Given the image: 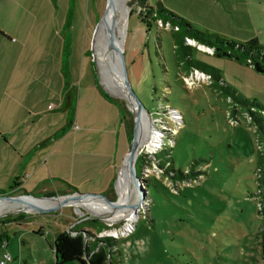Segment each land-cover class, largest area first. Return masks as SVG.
<instances>
[{"label":"rangeland","instance_id":"rangeland-1","mask_svg":"<svg viewBox=\"0 0 264 264\" xmlns=\"http://www.w3.org/2000/svg\"><path fill=\"white\" fill-rule=\"evenodd\" d=\"M140 1L128 0L126 22L119 16L112 18L115 28L126 26L123 43V35L109 30L116 45L122 43L128 80L148 110L142 112L151 128L150 137L140 146L133 164L141 193L120 172L122 164L116 165L120 172L119 186L110 194V200L122 203L136 197L142 201L136 212L138 216H131L134 230L126 237L115 239L119 250L115 257L120 264H264V178L258 172L260 165L264 166V160L259 159L260 154L264 155V132L258 131L255 123L256 118H261L264 126V76L241 62H221L220 68L247 95L242 97L252 102L248 107L240 105L225 94L210 74L184 67L175 49L174 32L180 30L179 26L150 15L144 23L145 10ZM192 1L147 0L146 3L151 7L161 6L185 19L201 33L241 42L256 36L264 44V0H215L202 8L191 5ZM30 5V15L26 17L25 13L21 19L28 21L32 36L39 32L53 43L57 33L65 40L64 59L74 49L83 59H90L99 88L121 103L128 151L133 139L135 110L125 99L108 92L90 45L106 0H32ZM184 38L194 58L201 57L212 65L215 59L212 46L193 37ZM105 53L106 62L111 61L113 53L112 64L106 65H114L118 55L109 51L107 44ZM70 79V87L75 83L72 89L76 103L73 127L68 133H82L90 122L99 120L109 125L119 124L118 134L122 136L118 116L112 111L98 118V102L82 100L87 85L78 76L75 82L74 77ZM49 113L57 117L52 120V134H55L66 124L67 116L58 109ZM136 122L135 132L142 128V123ZM3 146L1 142L0 167L5 164ZM163 152L171 158L169 173L158 165L160 159L153 157ZM5 175L0 172V189H6L9 183ZM19 194L22 195L21 190L7 196ZM61 195L64 194L59 191L54 196ZM93 202L62 206L50 213L16 210L15 204L2 202L0 234L4 231L5 240L0 246V259L5 254L8 258H3L4 264H48L44 261L45 253H50L47 242L51 245L54 241L58 222L64 224L68 219L69 229L83 228L93 238L122 226L127 220L100 201ZM90 220L98 223L92 225ZM10 221L20 224L12 228L6 225ZM40 224L44 225L42 234L37 231ZM20 246L23 250L30 248L32 255L22 254Z\"/></svg>","mask_w":264,"mask_h":264},{"label":"crops","instance_id":"crops-1","mask_svg":"<svg viewBox=\"0 0 264 264\" xmlns=\"http://www.w3.org/2000/svg\"><path fill=\"white\" fill-rule=\"evenodd\" d=\"M31 1L0 0V143L4 145L2 150L5 163L0 167V172L6 174L5 177L9 181L7 188L16 178L17 185L14 191L21 190L22 194L54 196L71 186L74 192L93 191L99 194L107 192L105 196L110 199L113 190L116 192L118 189L122 172L121 169L118 173L119 168L116 165L122 164V159L127 153L128 141L120 119V111L116 104L103 96L96 75L93 74V63L90 59L86 57L83 59L77 49H74L65 60L63 57L65 40L57 33L53 43L39 32L36 37L32 36V30L27 26L28 21L21 19L25 13L26 17L30 15ZM214 2L215 0H193L190 3L202 8L203 4ZM41 23L40 21L39 25L42 26ZM36 26L37 24L33 27ZM214 58L217 60L213 59V63L207 61L220 70L226 84L235 89L240 96H247L228 78L226 71L220 68L223 60H234ZM77 76L87 85L82 100L98 102L100 106L98 118L112 114L113 111L123 128L122 136L118 134L119 124L113 122L109 125L99 120H96V123L90 122V126H85L86 130L82 133L80 131L68 133L73 127L71 120L70 127L59 138L51 139L43 146L37 147L41 141L53 135L52 120L57 117L49 112L63 110L66 91L71 93L74 91L72 94L76 95L75 89H72L75 83L70 87V78L74 77L75 82ZM111 185H114V189L108 191ZM84 201L95 204L93 199ZM78 206L83 205L79 203ZM17 208L19 207L16 205L15 209ZM76 210L80 213L78 208ZM19 224L16 221L6 223L7 226H13L12 228ZM57 224L59 227L54 238L58 232L67 231L71 227L68 219L64 224L59 222ZM43 227L42 224L37 227L40 234L44 232ZM4 240L2 235L0 246ZM47 245L50 253H45L44 261L56 264L52 244L47 242ZM21 246V253L26 252L30 257L31 249L23 250ZM4 247H7V242ZM64 264L80 263L71 261Z\"/></svg>","mask_w":264,"mask_h":264},{"label":"trees","instance_id":"trees-1","mask_svg":"<svg viewBox=\"0 0 264 264\" xmlns=\"http://www.w3.org/2000/svg\"><path fill=\"white\" fill-rule=\"evenodd\" d=\"M147 0H141L140 2L143 5L145 13L142 14L144 18V23L147 22L146 19L150 15L151 17H158L165 20H169L172 24L179 26L180 30L174 32L175 39V49L178 50L179 61L183 63L184 67L197 68L210 74L213 80L220 84L223 88L222 90L234 101L238 102L240 105L248 107L252 102L246 100L240 94L233 89L231 86L227 85L226 82L221 77V72L218 68L207 64L202 61L201 57L194 58L191 52V48L185 46L184 40L185 36L193 37L199 42L212 46L214 49V57L216 58H226L229 60L238 61L244 64L249 65L256 73L264 74V44L260 43L256 36H251L244 42L227 40L226 38L218 37L217 35L201 33L199 30L194 29L185 19L176 17L170 11L162 8L161 6L151 7ZM151 13V14H149ZM103 96L110 99V101L118 106L120 111V119L123 122V117L125 111L121 103L111 97L107 92L100 89ZM75 95L71 92L66 91L65 97L63 98L62 109L66 111L67 115V124L61 127L55 134L51 135L49 138L41 141L37 147L43 146L45 143L59 138L71 125L72 117L75 113ZM253 113V112H252ZM255 115V114H254ZM255 123L257 125L258 131L264 132V126L261 118H256ZM167 153L163 152L157 154L153 157L160 159L158 165L165 170L166 173H169L172 169L170 159L167 158ZM259 159L264 160V155L260 154ZM260 164H262L260 162ZM258 172L262 173L264 178V166L260 165ZM16 178L13 179L12 183L6 189H0V196L4 194H13L15 191ZM111 185L108 191L113 190ZM74 192V188L68 186L65 190H62L61 193L71 194ZM109 198V197H108ZM111 199V198H110ZM92 225L98 223L97 221H89ZM105 226H103L104 228ZM101 229V228H99ZM71 231H75L76 234L72 235ZM2 238V234H0ZM117 240L110 237H93L88 230L83 229H74V230H65L60 231L56 234L54 241H52V248L54 250V258L56 264H64L66 262L76 261L80 264H120L119 258L115 257V254H119L117 249ZM114 255V256H113Z\"/></svg>","mask_w":264,"mask_h":264},{"label":"bare ground","instance_id":"bare-ground-1","mask_svg":"<svg viewBox=\"0 0 264 264\" xmlns=\"http://www.w3.org/2000/svg\"><path fill=\"white\" fill-rule=\"evenodd\" d=\"M127 2L128 0H106V5H105L106 13L103 15L100 24L96 28H94L93 35H92V42L90 43V45H91V49L94 54L93 58L95 59L97 63V66L99 69L98 72H99V75L101 77V80L104 86L106 87L108 91L111 92V94L125 99V101H127L134 108L135 113H136L135 119L136 121L138 120V124L142 123V128L137 130V132H135V139H134L135 143L141 141V144H140L141 146L142 144H145V142H147V140L150 137V130H151L150 125L148 126L146 123V119L143 116L144 111L142 112V110L139 107V104L136 102V99L131 95V93L125 87V83L121 75V72H122L121 66L117 58L118 56L116 57L117 59L115 58V62H114V65L116 64V66L106 65L107 63L112 64L113 53H112L110 62H106V59H105L106 57L105 46L108 42V31L109 30L113 31L119 36H122L123 34H125L126 26H125V29L124 27H121L124 29V32H123V29L115 28L112 24L113 22L112 18H114L115 16H119L121 21L124 20L126 22L125 17L129 12ZM124 36L125 35H123L122 43H123ZM122 43H121V46L120 44L117 45L118 49L121 51H122ZM139 109L142 113L139 111ZM136 129H137V122H136ZM137 152L138 151H136L135 154H132L130 158V164L134 168L135 172H136V169L133 166V164L135 163V160L137 158V155H138ZM121 169H122V173H124L125 175L129 177V169L127 167V163H124V165L121 166ZM26 199L33 201L37 205L43 204L42 207L44 208L46 207L52 208L53 206L57 205L60 202V201H57L58 199L51 200V201L50 200L35 201L31 197L26 198ZM89 199H93V198L78 200V198L76 197L73 199H69L68 202L69 203L71 202L72 205H75L77 203H80L84 200H89ZM93 200H97V199H93ZM4 201H7V199L1 200L0 204ZM97 201H100L101 204L106 205L107 207H111L114 210V212L122 214L124 219H129L133 215L132 206L137 200H136V197H133L132 199H129L128 201H125L122 203L117 202L116 206L108 205L103 200H97ZM7 202L17 205L22 210H26V211L33 210V208H30L26 204H23L18 201H7ZM118 218L122 219L121 216Z\"/></svg>","mask_w":264,"mask_h":264},{"label":"water","instance_id":"water-1","mask_svg":"<svg viewBox=\"0 0 264 264\" xmlns=\"http://www.w3.org/2000/svg\"><path fill=\"white\" fill-rule=\"evenodd\" d=\"M106 13V8L104 11V14ZM102 14V17L103 15ZM102 17L99 21V23L97 24V26L100 24ZM96 26V27H97ZM107 48L109 51H114L117 55H118V61L119 64L121 66V75L122 78L124 80L125 83V87L126 89L131 93V95L136 99V102L139 104V107L142 111H145L146 113H148V110L142 105V103L139 100V97L136 95V93L133 91L132 89V85L130 84L129 80H128V76H127V69H126V65H125V60H124V52L119 50L117 45H116V40L114 39L112 33L109 31L108 33V42H107ZM109 92V91H108ZM111 94V92H110ZM112 95V94H111ZM133 113V112H132ZM135 114L133 113V120H134V129H133V139H132V144H130V148L127 151V153L125 154V157L122 159V165H124V163H127V167L129 169V178L132 181L133 185L136 186V190L138 193H141V183L139 178L136 176V172L134 170V168L131 166L130 164V158L132 154H135L136 151L139 150L140 148V144L141 141L135 143L134 139H135V129H136V119H135ZM31 197L32 199H34L35 201H41V200H55V199H61V201L53 206L52 208L49 207H42L41 205H37L35 204L33 201H30L26 198ZM78 198V200L81 199H88V198H93V199H97V200H103L104 202H106L108 205H113L116 206L117 205V201H112L110 199L107 198V196H105L104 194H93V193H79L78 191L73 192L71 194H67V195H61V196H50V195H44V196H35L34 194H19L16 196H7V194L1 195L0 196V201L1 200H5L7 199V201H18L21 202L23 204L29 205L31 208H33V210L36 213H43V212H54L57 211L59 208H61L62 206H73L72 203L68 202L69 199H73V198ZM142 199L138 198L137 201L133 204L132 208H133V214H135L134 216H138V214L136 213L138 210L139 205L141 204ZM75 207V206H74Z\"/></svg>","mask_w":264,"mask_h":264},{"label":"built area","instance_id":"built-area-1","mask_svg":"<svg viewBox=\"0 0 264 264\" xmlns=\"http://www.w3.org/2000/svg\"><path fill=\"white\" fill-rule=\"evenodd\" d=\"M81 214H83V212H81ZM134 227H135L134 220L132 218H129L123 223L122 226L114 227L112 229H108L107 231L99 234L98 237L106 236V237H110V238H114V239L123 238V237L128 236L134 230ZM67 230H70V229L68 228ZM71 234L75 235L76 232L71 231ZM3 258L7 259L8 257H7V255L3 254L2 258L0 259V264H4Z\"/></svg>","mask_w":264,"mask_h":264}]
</instances>
